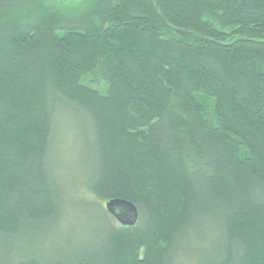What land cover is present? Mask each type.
<instances>
[{
	"label": "trees",
	"instance_id": "trees-1",
	"mask_svg": "<svg viewBox=\"0 0 264 264\" xmlns=\"http://www.w3.org/2000/svg\"><path fill=\"white\" fill-rule=\"evenodd\" d=\"M58 109L88 125L85 192L113 225L79 255L11 258L62 215ZM202 238L194 264H264V0H0V264H176Z\"/></svg>",
	"mask_w": 264,
	"mask_h": 264
},
{
	"label": "rangeland",
	"instance_id": "rangeland-1",
	"mask_svg": "<svg viewBox=\"0 0 264 264\" xmlns=\"http://www.w3.org/2000/svg\"><path fill=\"white\" fill-rule=\"evenodd\" d=\"M54 1L71 4L77 0ZM92 145L88 125L72 110L58 109L54 113L49 165L58 187L62 215L39 240L16 244L9 257L12 258L18 250L21 257L35 254L51 259L59 255H79L98 248L104 232L113 223L110 218L105 219L98 213L93 207L95 201L85 192L93 173ZM193 243L183 250L188 260L184 262L185 258L180 257L176 264H194L209 249L208 241H203V238Z\"/></svg>",
	"mask_w": 264,
	"mask_h": 264
},
{
	"label": "water",
	"instance_id": "water-1",
	"mask_svg": "<svg viewBox=\"0 0 264 264\" xmlns=\"http://www.w3.org/2000/svg\"><path fill=\"white\" fill-rule=\"evenodd\" d=\"M105 210L122 226H133L137 222V212L133 205L122 200L105 203Z\"/></svg>",
	"mask_w": 264,
	"mask_h": 264
}]
</instances>
